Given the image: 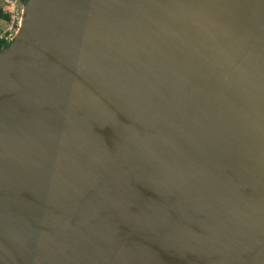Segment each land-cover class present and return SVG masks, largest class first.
<instances>
[{
    "label": "water",
    "instance_id": "95a60500",
    "mask_svg": "<svg viewBox=\"0 0 264 264\" xmlns=\"http://www.w3.org/2000/svg\"><path fill=\"white\" fill-rule=\"evenodd\" d=\"M26 1L0 264H264V0Z\"/></svg>",
    "mask_w": 264,
    "mask_h": 264
},
{
    "label": "built area",
    "instance_id": "2783aa9c",
    "mask_svg": "<svg viewBox=\"0 0 264 264\" xmlns=\"http://www.w3.org/2000/svg\"><path fill=\"white\" fill-rule=\"evenodd\" d=\"M21 0H1L0 8L7 15L1 22L6 26L0 32V40L11 43L18 32L22 18Z\"/></svg>",
    "mask_w": 264,
    "mask_h": 264
},
{
    "label": "trees",
    "instance_id": "16d2710c",
    "mask_svg": "<svg viewBox=\"0 0 264 264\" xmlns=\"http://www.w3.org/2000/svg\"><path fill=\"white\" fill-rule=\"evenodd\" d=\"M7 19V15L5 13H3V11L0 8V21L1 20H6ZM0 24H3L2 22ZM9 44L0 40V50L5 48L6 46H8Z\"/></svg>",
    "mask_w": 264,
    "mask_h": 264
},
{
    "label": "rangeland",
    "instance_id": "374dc122",
    "mask_svg": "<svg viewBox=\"0 0 264 264\" xmlns=\"http://www.w3.org/2000/svg\"><path fill=\"white\" fill-rule=\"evenodd\" d=\"M27 1H29V0H27ZM26 1V2H27ZM0 3H1V0H0ZM0 23H1V21H0ZM6 26L4 25V24H0V32L5 28Z\"/></svg>",
    "mask_w": 264,
    "mask_h": 264
}]
</instances>
